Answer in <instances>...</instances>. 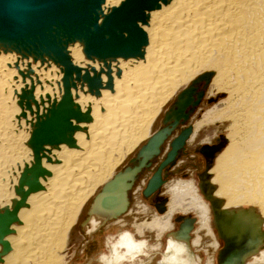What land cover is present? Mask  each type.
Instances as JSON below:
<instances>
[{
  "label": "bare ground",
  "instance_id": "bare-ground-1",
  "mask_svg": "<svg viewBox=\"0 0 264 264\" xmlns=\"http://www.w3.org/2000/svg\"><path fill=\"white\" fill-rule=\"evenodd\" d=\"M122 1L103 0L99 21ZM155 4L145 9L144 20L136 22L145 37L136 56L88 57L78 40L65 46L73 76L68 93L72 108L84 119L70 117V139L43 143L37 161L32 136L65 93V69L45 54L0 43V264H66L68 247L80 237L79 227L88 234L91 219L100 220L101 226L88 234L87 244L112 220L136 223L127 214L128 194L155 156L133 175L137 157L132 165L119 168L157 132L158 122H163L179 95L193 99L186 109L187 122L208 81V95L216 102L191 126L183 147L165 166L166 173L187 141L193 147L212 139L216 127L209 125L223 122L227 139L222 136L218 144H204L206 173L197 174L195 186L178 181L170 207L165 205L159 215L170 219L172 228L176 210L198 214L191 241L199 237L206 247L205 264H213L214 253L218 264L224 240L233 236L244 248L234 264H264V0H156ZM77 70L98 76L99 85L90 88L78 80ZM181 123L160 145L158 157L168 146L160 162ZM212 145L218 147L211 152ZM188 163V168H197ZM123 173L129 184L125 204L118 191L108 198L101 194ZM163 184L150 196L135 189V201H142L141 194L154 201ZM234 220L244 227L238 234ZM180 221L179 233L168 236L189 242L194 220L180 217Z\"/></svg>",
  "mask_w": 264,
  "mask_h": 264
},
{
  "label": "water",
  "instance_id": "water-1",
  "mask_svg": "<svg viewBox=\"0 0 264 264\" xmlns=\"http://www.w3.org/2000/svg\"><path fill=\"white\" fill-rule=\"evenodd\" d=\"M102 1L0 0V43L19 50L33 52L35 55L45 54L62 64L65 69L63 79L65 93L59 104L50 109L46 119L38 123L32 136L31 143L36 161L43 143L69 140L67 131L72 129L69 124L70 117H80V113L72 108V101L68 93L69 84L73 83V76L69 59L65 53V46L78 40L82 42L86 56L104 59L116 56H136L139 54L142 43L145 42L144 34L136 22L141 18L144 20L145 9L153 8L156 5V0H123L118 6L104 14L99 21ZM123 32H126L127 36H124ZM77 77L78 80L85 81L90 88H96L99 85L96 75L90 76L87 72L82 75L77 70ZM199 98L200 95L197 96V99ZM190 100L193 101L189 97L184 98L179 95L167 110L163 118V126L138 150L136 157L139 161L137 165H133L132 175L140 167L148 165V160L153 156L158 155L160 145L176 125L188 118L189 110L186 109L191 103ZM193 103L195 104V100ZM190 130L191 126L185 127L171 140L170 150L143 189L144 196H150L163 184L166 174L165 166L173 162L177 151L183 147ZM217 147V145H212L208 150L212 152ZM199 152L204 154L205 158L208 157L204 145L199 149ZM208 167L209 162H206L201 175L206 173ZM127 179L128 174L123 173L118 176V179L115 178L107 183L101 194H106L108 198L118 191L123 204H125L124 189L129 185ZM120 183H122V187L119 188ZM164 202L165 200L156 203L159 212L165 210ZM234 226L236 227L235 234L240 233L244 228L235 220ZM242 250L244 248L239 246L238 240L234 241V236L224 240L223 247L218 253V264H234ZM238 264L242 263L238 262Z\"/></svg>",
  "mask_w": 264,
  "mask_h": 264
},
{
  "label": "rangeland",
  "instance_id": "rangeland-1",
  "mask_svg": "<svg viewBox=\"0 0 264 264\" xmlns=\"http://www.w3.org/2000/svg\"><path fill=\"white\" fill-rule=\"evenodd\" d=\"M207 84L209 85V81ZM202 85H203V82L198 87L199 90L202 89L201 88ZM208 85H206V87L204 89L203 98H202L201 102L199 103V105L195 108L194 112L191 114L190 119L187 122H182L181 123L182 126L177 127L178 128V129L176 128L177 131L174 130L175 131L174 135L177 134L179 131H181L182 129H184L187 126L194 127L193 125H195L197 123V121H199L201 119L204 111L208 110L211 107V105H213L216 102L215 99L212 98V96L208 95V89H209ZM193 91H195L194 88H193ZM201 95H202V92H200V96ZM198 100L199 99H197V97H196V102ZM173 104H174V102L171 103V105H169V108ZM222 124H224V123L223 122L222 123L216 122L212 125H209L210 127H216V129L215 128L212 129L214 135L210 141L201 140L199 144L196 143L195 146H193V147L190 145L191 143H189L187 141L186 147L183 148L181 150V152L177 155L175 165L169 167V171L166 173V176L164 177L165 183L163 184L161 189L156 193V196L154 197V201L151 200L152 198L150 199V198L144 197L142 194L140 195L141 200L144 203L150 205V209L152 210V212L149 213L150 215H152L153 212L157 213V214L160 213L159 210H157V208H156V202L161 203V201L165 200V202H166V200H167V202H166V204H164V206L166 205V209L170 207L168 203L173 200V198H172L173 193L171 192L172 194H170V196L164 194L166 191V186L169 183V181L177 179L175 181L185 183V182H188L192 179L195 182V185L198 183V175L197 174L202 172L205 169V161H204L203 156L199 152V149L206 143H208V144L220 143L222 136H225V138L227 139V137H226L227 130H226L225 126L224 127L222 126ZM157 126H159V127L163 126V122L162 123L158 122ZM189 145H190V147H189ZM167 149H168V146L164 145V148H163V151H162V154L160 155V157L155 156V159L152 161V166H150V168H148V169H144L142 171V173H140L138 175V177L134 183L133 189H132L133 191H130L128 194L129 202H130V205H129L130 208H129L127 214L131 217L133 216L132 218H134V220H136V219L141 220V219L146 218L144 216H138L137 213L135 214V212L137 211V209L135 210V208H134L136 205V201H135L136 199L134 196L135 189L138 188L139 192H141L144 189V187H145L144 185L146 184L147 179H149L151 174L156 170V168L158 167V165L160 163V159L163 158ZM137 152H136V154H137ZM136 154L132 155V157L127 162H124L121 165V167L119 168V170H121L125 166L132 165L133 160L136 157ZM191 157L194 158V160H192ZM188 162L195 163L197 168H193V167L188 168V166H190L189 165L190 163H188ZM186 163L188 166L186 165ZM185 166H187V167H185ZM175 168H179L181 170L179 172H175V170H174ZM200 195H201V193H200ZM244 207H247V206L244 204ZM132 212H134V213H132ZM180 217L192 218L194 220L192 223V227H191L190 231L188 232L189 242L194 237V235H196V234H194V232H195V229L198 228V225H199L198 220L200 219V218H198L199 217L198 214L194 210L193 211L192 210L184 211L182 209H179V211L176 210L173 213V216H172L173 226H172V228H170V231L165 236V240L169 237L168 236L169 234H171V233L172 234H175V233L178 234L179 233L180 225L182 224V221H180ZM114 221L115 220H112L111 222H109L108 226L102 228L99 232H97L95 238L89 244H87V242L89 241L88 240L89 235L86 233V230H84L83 227H81V228L79 227L77 236L78 237L80 236V237H79L78 241L71 243L70 246L68 247V258H67L66 264H96L95 257L97 256V254L99 252L104 250V239H105V237L109 234L116 233V232L121 230L120 222L116 223ZM196 222L198 224H196ZM126 223L129 227H131V225H132L131 222H126ZM262 229L264 230V226H262ZM145 238L149 239L152 243L156 242L154 233H151V232L146 233ZM218 240L220 241L219 238H218ZM221 246H222V244H221ZM205 248L206 247L204 245L200 244L199 248L193 250L197 255L199 254V256L201 257V259L203 261L201 264H205L207 262V259L209 256V254L207 252H205L206 251ZM262 249L264 250V240H263ZM214 255H215V253H214ZM214 255H213V264H216V260H215ZM157 259H158V257L153 259L152 263L156 264ZM257 264H263V263H257Z\"/></svg>",
  "mask_w": 264,
  "mask_h": 264
},
{
  "label": "clouds",
  "instance_id": "clouds-1",
  "mask_svg": "<svg viewBox=\"0 0 264 264\" xmlns=\"http://www.w3.org/2000/svg\"><path fill=\"white\" fill-rule=\"evenodd\" d=\"M176 183L169 181L164 194L170 196ZM188 183L195 186L194 181ZM135 207L137 215L147 219L138 220L131 227L121 221V230L105 237L104 250L95 257L96 264H152L156 257V264H201L200 257L193 251L200 246L199 237L190 242L171 236L165 240L171 228L170 219L165 220L159 214L149 216L150 205L143 201L137 200ZM89 224L87 232L92 235L100 229L101 221L91 219ZM149 232L154 233L155 243L145 238Z\"/></svg>",
  "mask_w": 264,
  "mask_h": 264
},
{
  "label": "crops",
  "instance_id": "crops-1",
  "mask_svg": "<svg viewBox=\"0 0 264 264\" xmlns=\"http://www.w3.org/2000/svg\"><path fill=\"white\" fill-rule=\"evenodd\" d=\"M181 226V225H180Z\"/></svg>",
  "mask_w": 264,
  "mask_h": 264
}]
</instances>
